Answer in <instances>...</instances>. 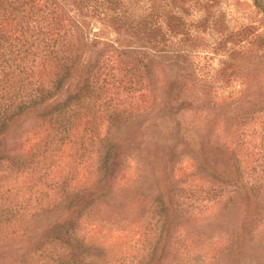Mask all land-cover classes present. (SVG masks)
Here are the masks:
<instances>
[{"label":"rangeland","instance_id":"obj_1","mask_svg":"<svg viewBox=\"0 0 264 264\" xmlns=\"http://www.w3.org/2000/svg\"><path fill=\"white\" fill-rule=\"evenodd\" d=\"M117 2L124 21L153 25L162 42L136 55L138 81L112 56L101 71L107 92L87 118L112 146L113 172L98 178L102 143L80 154L72 139L28 172H1L0 209L12 221L0 223V264L77 262L51 259L62 250L48 240L63 234L58 216L45 217L65 181L84 185L93 202L77 229L84 245L71 241L81 264H264V12L254 0ZM84 20L94 38L124 45L108 18ZM103 49L93 57H106ZM78 83L74 76L71 89ZM36 130L18 119L9 148L31 144L36 153Z\"/></svg>","mask_w":264,"mask_h":264},{"label":"trees","instance_id":"obj_2","mask_svg":"<svg viewBox=\"0 0 264 264\" xmlns=\"http://www.w3.org/2000/svg\"><path fill=\"white\" fill-rule=\"evenodd\" d=\"M104 1L106 6L75 4L76 7H68L54 0H0V173L16 174L19 168L23 173L28 172L71 139L80 147V154L95 143H102L105 154L100 157L98 178L109 177L113 172L109 164L112 146L103 143L89 124V103L101 99L107 92L109 82L101 71L113 64L111 56L120 70L125 71L123 77L130 73L138 81L142 77L140 67L144 66L140 56L157 52L162 41L155 35L150 36L156 31L153 25L124 21L127 9L117 4V0ZM254 5L264 12L262 0H254ZM89 16L108 18L101 23L126 33L121 40L125 41L124 45L117 47L115 40L94 38L84 20ZM100 48H105L106 57H93ZM137 54H140L138 58ZM74 76H78L79 83L71 89L70 81ZM20 118L24 123L29 119L37 129L39 149L36 153L29 151L33 148L31 144L26 148L24 143L15 147L12 144L9 148L17 135H9L10 128ZM64 184L60 189L62 199L45 217L51 223L53 215L58 216L54 226L63 230L61 237L48 239L52 251L62 250L51 259L57 262L64 255L68 261L81 264L78 261L84 260L85 255L77 253L71 241L77 239L84 245L77 238V229L82 211L86 214L93 202L84 199L87 197L81 193L84 185L71 186L68 181ZM57 205H63L61 211H57ZM3 210L0 209V223H10L11 216L3 217Z\"/></svg>","mask_w":264,"mask_h":264}]
</instances>
